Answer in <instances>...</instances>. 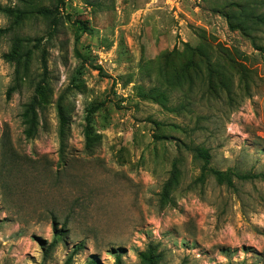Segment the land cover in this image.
I'll use <instances>...</instances> for the list:
<instances>
[{"label":"rangeland","instance_id":"obj_1","mask_svg":"<svg viewBox=\"0 0 264 264\" xmlns=\"http://www.w3.org/2000/svg\"><path fill=\"white\" fill-rule=\"evenodd\" d=\"M201 151L264 172V0H0V264H264Z\"/></svg>","mask_w":264,"mask_h":264},{"label":"trees","instance_id":"obj_2","mask_svg":"<svg viewBox=\"0 0 264 264\" xmlns=\"http://www.w3.org/2000/svg\"><path fill=\"white\" fill-rule=\"evenodd\" d=\"M42 11L46 14L51 13V11L48 9H43ZM29 108L31 109V112L34 114L33 106L30 105ZM58 115H59L58 136H59L60 145H63V140H64V136H65V120H64V116H63L60 108L58 110ZM84 135H85V147L90 148L93 144V141H94L93 137L94 136L90 133L88 127H86L84 129ZM198 156L204 160V164L202 165V168H201L202 174L205 171L211 172L216 177V179L219 183L231 184L234 179L247 180V179H253V178H257V177H261V178L264 177V172L263 173H257V174H250V173H238V172H236L230 168L225 170V171L210 168V167L206 166V164L208 163V160H209V154L206 151H201L198 153ZM54 229H55V227H54ZM53 241H56V239L54 238ZM78 247H80V246H76V248L73 249L66 256L63 264H72L73 256L76 253V250L78 249ZM138 256L141 259L147 260L148 262L151 261V255L149 253L145 254V253L140 252L138 254ZM118 262H119V256H117V258H116V264H118ZM89 264H96V262L90 261Z\"/></svg>","mask_w":264,"mask_h":264}]
</instances>
